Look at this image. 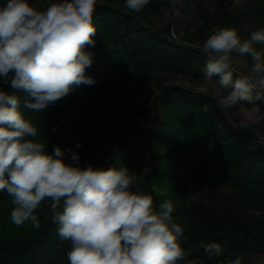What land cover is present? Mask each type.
<instances>
[{"label": "trees", "instance_id": "obj_1", "mask_svg": "<svg viewBox=\"0 0 264 264\" xmlns=\"http://www.w3.org/2000/svg\"><path fill=\"white\" fill-rule=\"evenodd\" d=\"M49 1L30 0L41 10L58 2ZM5 3L0 0V6ZM124 5L125 0H97L95 44L85 47L94 54L85 72L93 85H80L38 112L24 107V94L18 93L20 111L38 129L34 139L46 144L48 154L57 146L72 149L81 166L128 167L157 211L171 200L192 264H215L200 245L225 240L217 260L239 257L241 264H257V255H264L263 143H255L251 127L232 125L210 97L164 79L204 78L207 57L189 44L203 45L221 27L248 38L264 27V0H184L177 21L162 25L165 0H150L139 13ZM136 117L149 124L130 126ZM51 203L42 201L35 210L39 229L30 221L16 226L12 197L0 192V264H70L71 244L57 234Z\"/></svg>", "mask_w": 264, "mask_h": 264}, {"label": "clouds", "instance_id": "obj_2", "mask_svg": "<svg viewBox=\"0 0 264 264\" xmlns=\"http://www.w3.org/2000/svg\"><path fill=\"white\" fill-rule=\"evenodd\" d=\"M149 2L125 0L124 6L139 13ZM96 4L58 0L41 10L30 0H6L0 6V192L12 197L10 218L16 226L30 221L39 229L35 210L42 201H52L57 234L71 244L70 264H192L171 200L157 211L152 195L140 190L126 166H81L78 153L58 146L48 154L46 144L34 139L37 127L20 111L18 93L24 94V107L38 112L76 87L96 82L85 74L93 63L94 54L85 47L95 44ZM258 46H264V27L245 39L237 29L221 27L201 48L207 57L204 79L217 77L225 90L217 100L221 110L241 106V127L255 123L261 111L257 102H264V47ZM235 56L250 58L247 73L233 67ZM200 247L210 262L241 264L239 257L217 260L227 240Z\"/></svg>", "mask_w": 264, "mask_h": 264}, {"label": "rangeland", "instance_id": "obj_3", "mask_svg": "<svg viewBox=\"0 0 264 264\" xmlns=\"http://www.w3.org/2000/svg\"><path fill=\"white\" fill-rule=\"evenodd\" d=\"M49 0H46L45 3H49ZM166 5L162 7L163 11V19L162 21L157 20V22L161 23L160 25L164 24L168 19H171V21H177V19L180 17L179 14V6L184 2V0H165ZM40 3H43L40 1ZM171 34L176 39L179 40L181 37V34H178L176 29L173 27L171 28ZM191 45V47H197L199 50H201L203 45ZM251 61L250 58L247 56L234 57V63L233 67L236 69L237 72L241 73H247V71L250 69ZM165 84H171L176 83L178 85H181L182 87L189 89L195 93H199L201 95H206V97H210L215 101V104H217V100L222 97L225 94V91H223L217 82V79L213 77L211 81H206L204 78L200 77H192L184 74H167L165 77ZM259 103L260 107V114L257 117L255 123H251L248 127H251L255 132V143H263L264 145V102H257ZM208 106V105H206ZM219 107V106H218ZM240 105L234 106L230 110H223V112L227 115L229 121L232 123V125H240V120L242 118V114L240 112ZM243 107H246L243 105ZM220 108V107H219ZM149 123H146L142 121L141 118L136 117V119L131 123L130 126L138 125L139 127H146ZM257 264H264V255L259 254L256 258Z\"/></svg>", "mask_w": 264, "mask_h": 264}]
</instances>
